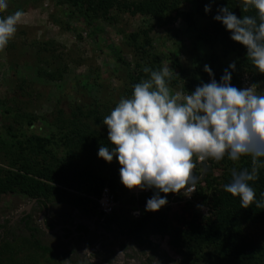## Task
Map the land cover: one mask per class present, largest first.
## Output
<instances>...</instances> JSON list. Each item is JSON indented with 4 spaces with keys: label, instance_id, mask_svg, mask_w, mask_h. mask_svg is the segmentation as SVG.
<instances>
[{
    "label": "trees",
    "instance_id": "trees-1",
    "mask_svg": "<svg viewBox=\"0 0 264 264\" xmlns=\"http://www.w3.org/2000/svg\"><path fill=\"white\" fill-rule=\"evenodd\" d=\"M37 1L13 0L15 4L11 3L4 15L18 10L24 13ZM52 1L60 11L58 20L50 17L53 24L61 32L75 33L78 41L82 39L80 33H87L95 43L92 50L105 52L107 68L120 82V89L116 90L117 99L102 95L84 102L87 100L85 91H106L98 74L94 76L96 72L90 70L89 76L74 80V88L79 89L84 101L71 100L65 111L59 107L61 99H58L50 113L40 115L37 109L48 93L40 92L38 83L61 84L64 81L69 72L66 53L59 43L41 38L42 41L30 44L35 48L31 62H22L21 54L8 45L11 62L3 77L4 90L0 85V198L34 201L44 213L50 205L68 207L77 211L79 217L95 220L97 227L107 233L116 232L137 247L154 252L159 247L177 264H264V242L247 237L243 232L251 226L264 228V208L255 205L242 208L238 197L224 191V186L231 182L234 168L252 169L250 157H243L238 163L225 158L219 163L208 160L196 164L194 175L200 179L192 201L184 200L183 195L168 194L167 205L155 213L145 211L152 191L135 198L120 182V166L116 159L109 164L98 158L99 147L109 146L104 118L121 98L131 96L135 84L149 78L145 67L160 70L162 63L167 61L177 75L171 81L172 90L192 93L200 84L210 82L203 71L205 65L210 66L219 82L225 70L235 62L232 86L244 88L246 77L251 84L264 88V74L252 67L246 49L233 42L230 33L214 20L217 10L224 6L238 18L254 13L242 12V0ZM208 4L212 5V11L205 14ZM122 15L139 17L145 25L127 34L117 29L122 47L102 46L107 40L95 38L103 34L98 23L114 26ZM64 19L75 25H63ZM177 23L183 25V31L175 28ZM155 40H167L171 49L162 51L154 47ZM186 41L189 42L187 47ZM124 49L132 53L133 62L124 60ZM180 57L188 61V66ZM25 69H33L34 77L24 78L20 70ZM10 79H14L15 85L7 89ZM251 187L256 199H262L264 167L258 169V179ZM104 188L112 192L122 208L103 218L97 213L95 199ZM135 206L141 208L139 219L130 215ZM196 208L205 209V213ZM11 221L0 224V264H26V256L19 259L21 252L32 255L28 257V264H99L69 259V252L55 255L37 239L42 229L32 225V212ZM45 228L52 230L53 225L46 223ZM63 232L64 239L72 235L69 230ZM77 233L84 236L87 230L78 226L75 236L79 237ZM151 237H158L161 242L158 247L153 246Z\"/></svg>",
    "mask_w": 264,
    "mask_h": 264
},
{
    "label": "clouds",
    "instance_id": "clouds-1",
    "mask_svg": "<svg viewBox=\"0 0 264 264\" xmlns=\"http://www.w3.org/2000/svg\"><path fill=\"white\" fill-rule=\"evenodd\" d=\"M241 7L254 15L238 18L224 6L214 20L246 49L252 67L264 74V0H242ZM9 8L10 0H0V52L14 38L24 15L18 10L5 16ZM211 11L212 5H206L205 14ZM235 68L233 62L217 82L205 65L210 82L188 93L173 92L170 85L177 75L170 66L145 67L149 78L135 84L131 96L121 98L104 118L109 146L99 147L98 158L109 164L116 159L127 190L153 192L145 211L158 212L167 205L168 194L187 197L194 192L197 161L219 163L227 158L238 163L243 157L251 158L252 169L234 168L224 191L238 197L242 208H264V194L257 200L251 187L264 167V90H258V84L232 86Z\"/></svg>",
    "mask_w": 264,
    "mask_h": 264
},
{
    "label": "rangeland",
    "instance_id": "rangeland-1",
    "mask_svg": "<svg viewBox=\"0 0 264 264\" xmlns=\"http://www.w3.org/2000/svg\"><path fill=\"white\" fill-rule=\"evenodd\" d=\"M16 1V0H14ZM20 1L21 0H17ZM27 1V0H24ZM15 4L13 0H10V5ZM32 5V3H31ZM28 6L25 10H35L37 13L34 16L36 19L29 22L30 24L18 25L17 32L14 38L9 42V46L16 51L17 54H21L22 62H31L34 56V49L31 47V42L42 41L43 39L54 40L56 43H59L63 48H61L63 53H66L69 72L64 77V81L60 84H52L48 82L38 83V90L44 94H47V97L44 96L42 102L40 103V108L37 109L38 114L50 113L54 107H56L57 100L61 99L60 108L68 111L69 102L71 100L84 101L81 94H79V89L74 88L75 78L81 76H89L90 70L96 72L94 76L98 74L100 83L102 87L106 89L103 90H87L85 91V100L99 99L102 95L104 97L117 99L116 90L120 89V82L118 79H115L111 74V70L107 68V60L105 52H99L98 50L93 51L95 45L92 39H89L87 33H80L82 36L81 41H78L76 34L73 32H61L59 27L53 24L50 20L52 18L58 20L60 11L54 7L52 0H38L37 3H33V6ZM33 8V9H31ZM31 14V13H30ZM40 21V24H39ZM143 19L139 17H131L129 15H122L119 17L118 23L114 26H108L102 21L98 25L103 29V34L97 35L96 39H102L105 41L106 45H113L114 47H122L121 39L122 37L117 34L116 30L121 28L127 33H132L137 31L138 27L145 25ZM21 23V22H19ZM69 24L74 26L75 23L63 20V25ZM34 25V26H33ZM175 28L180 31L184 30V27L181 23L175 24ZM105 38V39H104ZM189 45V42H185V47ZM101 46V47H102ZM154 47L160 48L162 51L171 49V44L167 40L159 41L155 40ZM10 50V49H9ZM8 48L0 52V85L3 87V77L6 75L7 66L11 62V54L8 52ZM124 60L127 62H133L132 53L129 50L124 49ZM8 53V54H7ZM17 56V55H12ZM180 60L184 63L185 66H188V61L184 57H180ZM163 67H168L167 61L162 63ZM98 71V72H97ZM33 69H25L20 73L24 78L31 79L34 77ZM16 79V78H15ZM14 79H10L9 84L6 85V88L13 87L15 83ZM251 82L244 77V88L251 86ZM57 86L60 88L57 89ZM73 87V88H71ZM258 90H264L263 87L259 86ZM173 92H177L174 91ZM84 93V92H82ZM3 96V95H2ZM6 97V96H4ZM200 179V177H199ZM184 202V201H181ZM29 205L27 201L23 199L10 198V197H1L0 198V224L5 220L12 219L15 216L19 215L20 209ZM200 212L205 213V209L196 208ZM32 225H37V221L41 216L39 213L38 207H33L32 211ZM39 213V214H38ZM51 224L56 226L65 224L66 226H71V221L79 217L77 211H74L68 207L60 205H50L47 210L46 216L42 215V219L48 220ZM38 226V225H37ZM245 236L252 239H258L264 242V228L261 227H246L243 231ZM41 243L52 249L55 255L60 256L61 253L69 252L71 253L69 259H75L79 261H90L96 263H111L115 264L117 258L119 259L118 264H177L172 256L169 254L162 253V250L158 247L161 243L159 240L156 243H153V246L158 247L155 252L146 247H137L129 239L119 236L116 232L107 233L101 228H96L89 232V235L83 239H79L77 236L64 239L63 234L53 235L45 234L40 235ZM92 245L90 248L87 245ZM17 245V243H16ZM93 250L90 255L86 252L87 250ZM23 256H26V264L30 262L28 257L31 258V254L20 253L19 259H23ZM25 260V259H24ZM28 260V261H27ZM64 260V259H63ZM62 260V261H63ZM67 258L64 260V262ZM21 262H23L21 260Z\"/></svg>",
    "mask_w": 264,
    "mask_h": 264
},
{
    "label": "built area",
    "instance_id": "built-area-1",
    "mask_svg": "<svg viewBox=\"0 0 264 264\" xmlns=\"http://www.w3.org/2000/svg\"><path fill=\"white\" fill-rule=\"evenodd\" d=\"M196 164H200V162H196ZM149 191H139V190H132L130 191V194H133L135 198H137L141 194H147ZM194 192L187 193V197L183 196L184 200L192 201ZM95 203L97 205V213L104 217L111 216L114 211L122 208V204L120 201L115 199V196L112 194V192L108 188H104L100 194V196L95 199ZM140 210L141 208L139 206H135L132 210H130V215L133 219H139L140 217ZM77 221V219H75ZM159 240L158 237H151L150 241L153 243H156V241Z\"/></svg>",
    "mask_w": 264,
    "mask_h": 264
},
{
    "label": "flooded vegetation",
    "instance_id": "flooded-vegetation-1",
    "mask_svg": "<svg viewBox=\"0 0 264 264\" xmlns=\"http://www.w3.org/2000/svg\"><path fill=\"white\" fill-rule=\"evenodd\" d=\"M32 202L33 201H31V202H27L28 204H30L31 205V208H30V210L32 211V209H33V207H38L36 204H35V202H34V204H32ZM26 207V206H25ZM25 207H23V209L25 208ZM39 208V207H38ZM30 210L27 212V211H23V212H21L17 217L18 218H20L23 214L24 215H27L28 213H30ZM39 213H41L43 216H46V214L47 213H44V211H43V209H41V208H39ZM38 213V214H39ZM16 217V216H15ZM15 217H13L12 218V221L13 222H15V221H17L18 220V218L16 219ZM11 221V222H12ZM92 219H84V218H77V221L74 219V220H72L71 221V226L70 227H68V226H66L65 224H62V225H59V226H56L55 224H52L53 225V229L52 230H47V231H50L49 233L50 234H53V235H58L59 233H63L64 234V232H63V230H69V232H71L72 233V235L71 236H69L68 238H70V237H73L74 235H75V231H76V229H77V227L78 226H82V227H84L87 231H89V229L90 228H93V227H96L97 228V226L93 223L92 224ZM12 222V223H13ZM42 222H44V224H45V226H46V223L47 224H50V222H49V217H48V220H46V219H44V220H40V219H38V221H37V225H38V227H40V229H42V231L40 232L41 234L40 235H42L43 233H45V234H47L46 232L47 231H45L44 229H43V227H42ZM79 223H86L87 224V226H83V225H81V224H79ZM60 227H62L61 229H58V228H60ZM57 229V230H56ZM102 229V228H101ZM40 235L38 236V238L37 239H39L40 240ZM77 235L79 236V238L80 239H83L84 237H86L87 236V234L86 235H81V233H77ZM116 258H117V260H116V262H115V264H118L119 263V259H118V257L116 256ZM90 262V261H89ZM102 264H104V263H102Z\"/></svg>",
    "mask_w": 264,
    "mask_h": 264
},
{
    "label": "crops",
    "instance_id": "crops-1",
    "mask_svg": "<svg viewBox=\"0 0 264 264\" xmlns=\"http://www.w3.org/2000/svg\"><path fill=\"white\" fill-rule=\"evenodd\" d=\"M30 13H31V14H30ZM36 13H37V12H36L35 10H30V11H27V12L25 11V12H24V15L22 16V18H21V20H20L21 23H19V24H21V25L30 24L29 22H31V21H33V20L36 19V18L34 17V16L36 15ZM39 24H40V21H39ZM33 26H34V25H33ZM93 223L95 224V220L92 221V224H93ZM79 224H81V225H83V226H87L86 223H79ZM61 228H62V227H60V229H61ZM97 228H99V227H97ZM94 229H95V227L90 228L89 231H87V235H89V232H91V231L94 230ZM56 230H57V229H56ZM49 232H50V231H47L46 233H47V234H50ZM59 234L61 235V234H63V233H59ZM74 236H75V235H74ZM87 246L90 247V248H93V247H91L92 245H89V244H88ZM91 252H94V249H93V250L91 249L90 251L87 250L86 253H87L88 255H90ZM92 263H94V262H92ZM96 263H98V262L96 261Z\"/></svg>",
    "mask_w": 264,
    "mask_h": 264
},
{
    "label": "water",
    "instance_id": "water-1",
    "mask_svg": "<svg viewBox=\"0 0 264 264\" xmlns=\"http://www.w3.org/2000/svg\"><path fill=\"white\" fill-rule=\"evenodd\" d=\"M32 204H34V201L32 202ZM30 208H31V205L29 204V205H27L24 209H20V211H19V214L21 213V212H23V211H29L30 210ZM16 219L18 218L17 216L15 217ZM41 221L43 220L42 219V214H41V216H40V218H39ZM42 227H43V229L45 230V231H47L46 230V228H45V224H44V222H42ZM58 229H60V228H58Z\"/></svg>",
    "mask_w": 264,
    "mask_h": 264
}]
</instances>
